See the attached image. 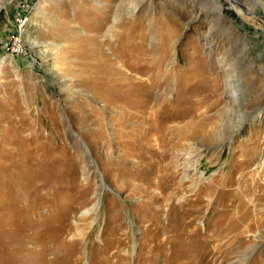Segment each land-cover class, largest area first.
I'll return each mask as SVG.
<instances>
[{
  "label": "rangeland",
  "instance_id": "rangeland-1",
  "mask_svg": "<svg viewBox=\"0 0 264 264\" xmlns=\"http://www.w3.org/2000/svg\"><path fill=\"white\" fill-rule=\"evenodd\" d=\"M0 137V264H264V0H11Z\"/></svg>",
  "mask_w": 264,
  "mask_h": 264
},
{
  "label": "bare ground",
  "instance_id": "bare-ground-1",
  "mask_svg": "<svg viewBox=\"0 0 264 264\" xmlns=\"http://www.w3.org/2000/svg\"><path fill=\"white\" fill-rule=\"evenodd\" d=\"M10 2H11V0H9V1H7V2H5V3H3L2 5H0V12L3 10V9H7L8 8V5L10 4ZM30 10L33 8V5H30ZM38 8V7H37ZM26 9V8H25ZM9 10V9H8ZM30 10H29V8H28V10H21V11H17L16 13L17 14H15L14 16H13V21H12V24H11V26L13 27V31H15L16 32V35H15V42L17 43V49L21 52L23 49L26 51V49L24 48V46H22V43H23V41L22 40H24L25 38H24V36H25V34H26V32H27V30H28V25H29V23H30V18H29V14H30ZM9 13V12H8ZM4 14H6V13H4ZM32 15V14H31ZM2 16V15H1ZM242 17V16H241ZM8 18H10V17H8ZM6 21H7V18H6ZM6 21H4V24H5V22ZM34 22V21H33ZM7 24V23H6ZM5 27V26H4ZM6 27H9L8 26V24H7V26ZM10 28V27H9ZM14 38V37H13ZM95 42V41H94ZM99 43V42H98ZM97 43V44H98ZM99 45V44H98ZM96 48H97V46H96ZM101 49V48H100ZM5 51V50H4ZM100 51L101 50H99L98 52L100 53ZM7 52H10V49H9V47L7 48ZM18 52V51H17ZM97 56V55H96ZM106 77V76H105ZM118 80H120V81H118V82H116V84H115V86H116V89H118L119 91H122L123 93L122 94H120L121 96H124L125 95V93H126V97H127V99L129 100V102H130V108L128 109V111L130 112V114H135L136 116H141L142 117V119H150L151 120V118H153L154 116H153V114H152V107L154 106V104H155V102L154 103H152L151 104V102H150V100H151V93H150V90H151V88H152V84L153 83H149L148 81H146L145 79H143V78H141V77H137V76H135L134 74H126L123 70H120V72L118 73V78H117ZM156 82V81H155ZM157 83V82H156ZM155 85V84H154ZM153 88H154V86H153ZM157 89V88H156ZM117 90V91H118ZM119 94V93H118ZM137 94H139V96H141V98L138 100V101H136L135 99H134V97L135 96H137ZM129 95V96H128ZM162 97H163V94H159L158 96H157V98H156V102L157 101H162V100H164V99H162ZM162 103V102H161ZM129 104V103H128ZM137 107H139V109H137V111H136V113L133 111V109H135V108H137ZM127 111V112H128ZM128 112V113H129ZM19 114V113H18ZM129 116V115H128ZM141 119V118H140ZM152 120H154V119H152ZM142 122V121H141ZM146 124V123H145ZM164 127V126H163ZM166 129V128H165ZM165 129H163L162 130V128H161V130H160V138H159V141H161L162 142V146L164 147L168 142L166 141V136H167V134L166 133H164V130ZM6 132V131H5ZM135 132H136V130H135ZM177 132V135H175L174 133V135H173V137H172V141L169 143L170 145H172V146H174V145H176L178 142H181V138L185 135L183 132H181V131H176ZM2 133V132H1ZM7 133V132H6ZM146 133H144V135H145ZM157 136V135H156ZM2 141H3V139L0 137V149H3L5 146H6V142H4L3 144H1L2 143ZM166 143V144H165ZM152 146H154L155 145V142H152V144H151ZM159 147V146H158ZM22 148V147H21ZM165 148V147H164ZM15 149V148H14ZM14 149H12V150H14ZM23 149V148H22ZM161 150L162 149H160V148H157V147H154L153 148V151H152V154H153V156L155 157V158H159V159H162L163 157H164V154L161 152ZM187 169H189V170H187V175H186V178H190L189 176V173L191 172V170L193 169L194 171H196V169L193 167V168H191L192 167V165H190V164H188L187 165ZM163 169H167V168H160L159 166L157 167V170L156 171H158V170H163ZM176 177H171V176H168V179H167V182H168V184H169V186H168V188H167V192L169 191V194H168V196L169 197H172L173 195H174V183H175V179ZM153 184V182L151 183V185ZM159 189V188H158ZM251 189V188H250ZM248 190V189H247ZM157 192H158V190H157ZM149 193H150V191L149 192H147V196H148V198L150 199V197H149ZM250 193V192H249ZM166 194V193H165ZM167 196V195H166ZM250 196V195H249ZM168 198V197H167ZM150 201H151V199H150ZM164 204V203H163ZM168 209H169V207H168ZM163 211V210H162ZM172 212V211H171ZM172 214V213H171ZM165 216H166V218H168L169 219V217H170V215H166V214H164ZM175 215H177L176 216V218H178L179 216V214H175ZM156 216L157 217H159L160 219H161V217H162V214H161V212H160V210L157 212L156 211ZM172 217V216H171ZM248 217V216H247ZM175 218V217H174ZM182 218H183V216H182ZM173 219V218H172ZM180 218H178V220H179ZM162 220V219H161ZM181 220V219H180ZM250 220V219H249ZM260 220V219H259ZM258 220V221H259ZM166 221V220H165ZM213 221V220H212ZM171 220L169 221V224H171ZM174 222V221H173ZM178 222V221H177ZM179 222H181V221H179ZM182 223V222H181ZM180 223V224H181ZM185 223V222H184ZM183 224V223H182ZM250 224V223H249ZM175 225V224H174ZM179 225V224H178ZM223 225V224H222ZM169 226V225H168ZM230 227V226H229ZM172 228V227H171ZM241 228V227H240ZM235 229V228H234ZM173 229H170L169 227L167 228V226H166V233H168V232H170V231H172ZM225 230V229H224ZM188 231V230H187ZM227 231V230H226ZM191 232V231H190ZM224 233V232H223ZM235 233V232H234ZM174 237V236H173ZM172 237V238H173ZM220 237V236H219ZM168 238V237H167ZM214 241V240H213ZM223 243V242H222ZM214 245V244H213ZM218 245V244H217Z\"/></svg>",
  "mask_w": 264,
  "mask_h": 264
}]
</instances>
